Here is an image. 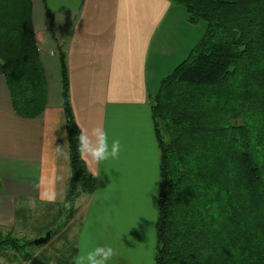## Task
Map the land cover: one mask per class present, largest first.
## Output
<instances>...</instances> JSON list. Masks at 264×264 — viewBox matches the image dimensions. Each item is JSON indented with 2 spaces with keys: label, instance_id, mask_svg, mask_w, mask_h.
Here are the masks:
<instances>
[{
  "label": "trees",
  "instance_id": "trees-1",
  "mask_svg": "<svg viewBox=\"0 0 264 264\" xmlns=\"http://www.w3.org/2000/svg\"><path fill=\"white\" fill-rule=\"evenodd\" d=\"M170 1L204 29L149 95L159 154L154 264H264V0ZM31 8L0 0V75L26 118L41 115L47 99ZM57 59L71 214L96 179L77 152L64 51ZM33 245L0 231V248L22 261L38 257Z\"/></svg>",
  "mask_w": 264,
  "mask_h": 264
},
{
  "label": "crops",
  "instance_id": "crops-1",
  "mask_svg": "<svg viewBox=\"0 0 264 264\" xmlns=\"http://www.w3.org/2000/svg\"><path fill=\"white\" fill-rule=\"evenodd\" d=\"M31 6L46 78V107L35 118L17 115L0 75V228L13 224L17 202H41L42 187L66 193L69 159L55 154L57 146L68 151L57 59L62 50L76 124L89 129L99 125L109 142H121L119 158L100 165L95 191L77 197L76 214L83 223L90 214L109 218L103 233L112 235L96 245L117 249L109 264H154L158 154L149 95L172 66L167 63L160 70L159 58L164 61L170 51L171 36H176L172 26L187 22L185 13L170 0H31ZM145 141L157 170L146 197L145 168L127 156L132 145L140 148ZM137 212L142 225L131 219ZM116 213L121 222L114 225ZM147 220L151 225L146 231Z\"/></svg>",
  "mask_w": 264,
  "mask_h": 264
},
{
  "label": "rangeland",
  "instance_id": "rangeland-1",
  "mask_svg": "<svg viewBox=\"0 0 264 264\" xmlns=\"http://www.w3.org/2000/svg\"><path fill=\"white\" fill-rule=\"evenodd\" d=\"M180 8L185 13L186 18L187 15L184 8L182 6H180ZM183 24V26H172V32H175L176 36H171L170 51L166 53L164 61L159 58V64H161L159 67L160 70L164 69V64L171 63L172 66L168 70L170 72L176 64L186 58L190 49L201 38L204 29L203 21H199L195 24H190L185 21ZM181 50L182 53L180 57L177 58L176 56ZM51 54H54V52H51ZM156 151V154H158L157 148ZM127 156H132L133 159L138 161L139 165L145 168L146 185L145 189L142 191V196L146 197L150 188L155 185L154 181L152 183V176H156L157 173L156 166L154 168V160H156V158L147 146V141H145L140 148L132 145L129 148ZM79 204L80 199L75 201L73 212L68 214L67 208L59 202L50 204L38 201H19L16 204L13 224L9 228H0V231L3 234L9 233L18 238L33 240L44 236L46 232L50 230H56L55 233L49 237L47 242L30 246L28 249L31 250L34 255H38L40 260L48 264H74V259L78 254L86 255L88 251L96 247L98 243H101L100 241L103 240V237L108 239L112 235V233L106 235L103 233V223L108 222L109 218L105 221L97 217L96 214H90L87 220L88 222L83 223V218H81L80 215L78 216L75 210ZM131 215H133L131 219L135 220V223L139 222L142 225L141 218L143 216L139 212ZM112 219L114 225L121 222V218L118 217L117 213ZM146 223L144 227L147 231L151 222L147 220ZM137 228L138 226L135 224V226H133L135 235L138 234ZM78 249L79 251H77ZM15 256L13 250L9 248H0L1 264H29V262H24L19 257Z\"/></svg>",
  "mask_w": 264,
  "mask_h": 264
},
{
  "label": "clouds",
  "instance_id": "clouds-1",
  "mask_svg": "<svg viewBox=\"0 0 264 264\" xmlns=\"http://www.w3.org/2000/svg\"><path fill=\"white\" fill-rule=\"evenodd\" d=\"M79 134L77 138V152L80 159L84 162L88 171L93 177L100 176V165L109 160L119 158L121 152V142L118 138H113L109 142V135L103 127L97 125L91 129L79 125ZM66 135V133L64 134ZM57 158L68 160L71 158L70 151L65 150V145L55 147ZM108 172L107 168H104ZM72 175V174H71ZM63 180L64 177H58ZM156 194V190L152 191ZM40 200L43 203L55 204L59 202L65 208L71 207V202L66 201V193L57 192L54 188L42 187L40 191ZM118 254L117 249L111 245L96 246L88 251L86 255L78 254L74 259V264H109L114 256Z\"/></svg>",
  "mask_w": 264,
  "mask_h": 264
},
{
  "label": "water",
  "instance_id": "water-1",
  "mask_svg": "<svg viewBox=\"0 0 264 264\" xmlns=\"http://www.w3.org/2000/svg\"><path fill=\"white\" fill-rule=\"evenodd\" d=\"M49 237H50V232L48 231V232H46V234H45L44 236L33 239V240H32V243H33L34 245L43 244V243H45V242L48 241ZM29 263H30V264H48V263H46V262L40 260V259H39L38 257H36V256H33V257L30 259V262H29Z\"/></svg>",
  "mask_w": 264,
  "mask_h": 264
}]
</instances>
